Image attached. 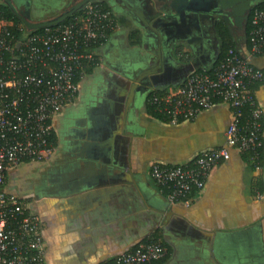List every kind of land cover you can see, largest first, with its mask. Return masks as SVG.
<instances>
[{
    "label": "crops",
    "instance_id": "0c3cea01",
    "mask_svg": "<svg viewBox=\"0 0 264 264\" xmlns=\"http://www.w3.org/2000/svg\"><path fill=\"white\" fill-rule=\"evenodd\" d=\"M106 1L119 28L97 48L99 63L81 80L77 99L57 116L53 155L10 171L5 183L41 217L47 264H103L149 239L169 250L156 264H264V149L260 171L247 154L233 151L189 205L170 203L150 164L179 165L222 146L232 109L218 105L170 124L147 106L151 93L173 91L191 71L219 63L226 34L264 67V55L250 53L249 29L264 0H151L149 38L126 7ZM66 2L31 0L30 14L45 18ZM254 91L264 115V83Z\"/></svg>",
    "mask_w": 264,
    "mask_h": 264
},
{
    "label": "built area",
    "instance_id": "2783aa9c",
    "mask_svg": "<svg viewBox=\"0 0 264 264\" xmlns=\"http://www.w3.org/2000/svg\"><path fill=\"white\" fill-rule=\"evenodd\" d=\"M69 18L40 32H27L23 24L11 30L0 20V264H47L43 221L27 199L5 189L7 175L26 162L51 158L57 116L77 99L87 69L99 63L97 48L119 28L100 0ZM251 21L250 53L259 55L264 9L255 7ZM255 83H264V67L230 47L214 67L191 71L180 87L148 101L170 124L195 119L218 105L232 109L222 146L203 149L179 165L150 164L152 180L161 193L166 190L170 203L189 205L232 150L248 154L255 170L262 169L264 115ZM165 253L161 241L149 239L103 264H148Z\"/></svg>",
    "mask_w": 264,
    "mask_h": 264
},
{
    "label": "water",
    "instance_id": "95a60500",
    "mask_svg": "<svg viewBox=\"0 0 264 264\" xmlns=\"http://www.w3.org/2000/svg\"><path fill=\"white\" fill-rule=\"evenodd\" d=\"M3 3L8 6L14 15L22 22L27 32H32L37 29H43L49 26L60 24L67 20L70 16L74 15L78 11L82 10L87 4L96 0H67L64 7L57 13L40 19H34L30 14L31 0H2ZM121 7H126L129 15L137 19L141 26L146 31V38L148 34H151L150 19L153 17L152 10L149 8L151 0H115ZM145 12V13H144ZM154 23H151L153 25ZM150 26V27H149ZM159 55V54H158ZM158 66H159V56ZM251 61V58L249 59ZM252 62V61H251ZM157 71V67L150 68L148 74ZM146 75V74H145ZM140 82V79H135L132 89L136 84ZM235 150H232V152ZM237 152V151H236ZM239 153V152H238Z\"/></svg>",
    "mask_w": 264,
    "mask_h": 264
},
{
    "label": "trees",
    "instance_id": "16d2710c",
    "mask_svg": "<svg viewBox=\"0 0 264 264\" xmlns=\"http://www.w3.org/2000/svg\"><path fill=\"white\" fill-rule=\"evenodd\" d=\"M101 2H102V4H103V6L107 9V10H109L110 12H111V14H113L114 16H115V13H114V9L108 4L109 2L108 1H106V0H100ZM256 8H260V9H264V2L263 3H259L257 6H256ZM79 12V11H78ZM70 18H68L67 20H65L64 22H66V21H68ZM0 20H5V21H7V23H8V27L11 29V30H15V26H18V25H22V22L14 15V13L11 11V9L8 7V6H6L5 4H3V3H0ZM251 20H252V18H251ZM251 25H250V27H249V29L251 28V31H252V29H253V24H252V21H251V23H250ZM40 31H42V28L41 29H37V30H35L34 32H40ZM17 33H19V32H17ZM226 33V32H225ZM132 36H133V39H136L137 41H138V39H139V31H137V30H134V32H133V34H132ZM228 36V34H226L225 36H224V42H225V45H226V49H227V51H228V49L230 48V47H234V44H233V42L230 40V38H228L227 37ZM227 37V38H226ZM250 48H251V41H250ZM259 55H264V49H263V52L261 53V54H259ZM254 64V63H253ZM91 68L92 67H89L88 69H87V73L91 70ZM258 83H255L253 86H252V88H253V90H254V87H255V85H257ZM167 92H163V91H159V92H153V93H151L149 96H148V98H147V106H148V111H149V113L153 116V117H155V118H157L158 120H161V121H165L163 118V115L162 114H160L157 110H156V105L154 104H152L151 102H148L149 100H151L154 96H164L165 94H166ZM165 123H168V122H165ZM52 140L54 141V143H55V133L53 134V137H52ZM242 154H245V153H242ZM248 155V154H247ZM249 156V155H248ZM262 160H263V156H262ZM163 194L165 195L166 194V190H164L163 191ZM153 240H157V239H153ZM145 241H147V240H145ZM160 241V240H159ZM144 242V241H143ZM163 245L165 246V248H166V253H165V255L162 257V258H160V260L161 259H163V258H167L168 256H169V250H168V247H167V245H165L164 243H163ZM136 248V247H135ZM134 248V249H135ZM160 260H159V262H160ZM158 262V260H156V261H153V262H151V263H148V264H156V263H159Z\"/></svg>",
    "mask_w": 264,
    "mask_h": 264
},
{
    "label": "rangeland",
    "instance_id": "374dc122",
    "mask_svg": "<svg viewBox=\"0 0 264 264\" xmlns=\"http://www.w3.org/2000/svg\"><path fill=\"white\" fill-rule=\"evenodd\" d=\"M49 1H50L51 3H54V2H56V3H57V2H58V3H59V2H60V3H64V2H65V0H49ZM46 3H47V2H46ZM60 3H59V4H60ZM46 9H47V10L45 11L46 14H48V13L51 12V10H49L48 8H46ZM43 10H44V9H43ZM38 12H40V9L38 10Z\"/></svg>",
    "mask_w": 264,
    "mask_h": 264
}]
</instances>
